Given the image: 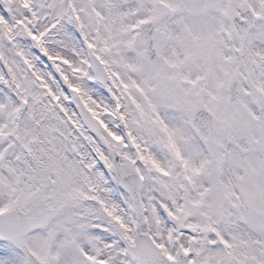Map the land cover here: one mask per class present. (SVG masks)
<instances>
[{
  "label": "snow or ice",
  "instance_id": "snow-or-ice-1",
  "mask_svg": "<svg viewBox=\"0 0 264 264\" xmlns=\"http://www.w3.org/2000/svg\"><path fill=\"white\" fill-rule=\"evenodd\" d=\"M0 264H264V0H0Z\"/></svg>",
  "mask_w": 264,
  "mask_h": 264
}]
</instances>
